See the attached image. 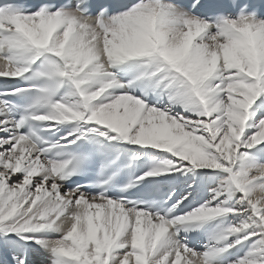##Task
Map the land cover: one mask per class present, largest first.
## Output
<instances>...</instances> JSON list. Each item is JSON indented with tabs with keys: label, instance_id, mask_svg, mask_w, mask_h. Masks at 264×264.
<instances>
[{
	"label": "snow or ice",
	"instance_id": "1",
	"mask_svg": "<svg viewBox=\"0 0 264 264\" xmlns=\"http://www.w3.org/2000/svg\"><path fill=\"white\" fill-rule=\"evenodd\" d=\"M0 264H264V0H0Z\"/></svg>",
	"mask_w": 264,
	"mask_h": 264
}]
</instances>
